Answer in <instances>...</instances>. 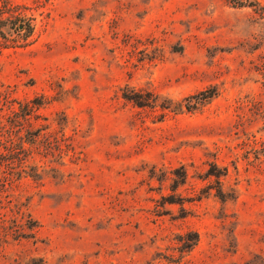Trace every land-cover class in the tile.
<instances>
[{
	"label": "rangeland",
	"instance_id": "obj_1",
	"mask_svg": "<svg viewBox=\"0 0 264 264\" xmlns=\"http://www.w3.org/2000/svg\"><path fill=\"white\" fill-rule=\"evenodd\" d=\"M0 264H264V0H0Z\"/></svg>",
	"mask_w": 264,
	"mask_h": 264
},
{
	"label": "trees",
	"instance_id": "obj_2",
	"mask_svg": "<svg viewBox=\"0 0 264 264\" xmlns=\"http://www.w3.org/2000/svg\"><path fill=\"white\" fill-rule=\"evenodd\" d=\"M200 95H202V93H200Z\"/></svg>",
	"mask_w": 264,
	"mask_h": 264
}]
</instances>
